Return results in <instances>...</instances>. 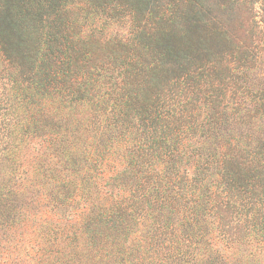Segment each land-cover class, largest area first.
I'll use <instances>...</instances> for the list:
<instances>
[{"label":"trees","instance_id":"trees-1","mask_svg":"<svg viewBox=\"0 0 264 264\" xmlns=\"http://www.w3.org/2000/svg\"><path fill=\"white\" fill-rule=\"evenodd\" d=\"M0 56L4 264H264V0H0Z\"/></svg>","mask_w":264,"mask_h":264},{"label":"rangeland","instance_id":"rangeland-1","mask_svg":"<svg viewBox=\"0 0 264 264\" xmlns=\"http://www.w3.org/2000/svg\"><path fill=\"white\" fill-rule=\"evenodd\" d=\"M257 11L261 13V11L259 10ZM72 18H76V17L72 16ZM262 19H263V15L260 14L259 21H261ZM95 26L96 25L91 27L88 21L85 20L81 21L80 19L74 25L75 28L74 33L76 34L74 35L75 40H73L72 38V42H73L72 45L75 48V50L79 52L80 58L82 55L84 57L87 50H89L93 46L98 45V39L101 37V35L99 28H96ZM84 33H85V38L81 41V35L82 34L84 35ZM87 36L90 37V40H86ZM75 43L78 44L75 45ZM1 57L3 56H0V122L2 121L4 114L3 109H5V99H6L5 94L7 89V83L9 82L7 81V79L10 76L17 77V75L14 73V70L11 69V65L3 62ZM89 58H91V56ZM46 233L47 231L45 232V234ZM4 236H7V234L5 233ZM36 236L37 234L31 233V231H29V233L23 234V238L20 241L21 243H19L18 245L19 247L11 256V258L14 259L13 262L11 261V264H49L48 260L52 258L50 256L51 253L53 252V249L52 247L47 246L46 251L44 253V257L39 259L41 252L39 253L37 251L38 247H35ZM4 239L6 238H3V236H1L0 233V264H4L3 260H5V258H10L9 255H7V252L5 251ZM20 245L24 246V248L20 247ZM23 249H25V251Z\"/></svg>","mask_w":264,"mask_h":264}]
</instances>
